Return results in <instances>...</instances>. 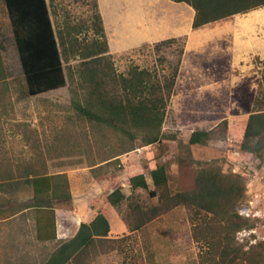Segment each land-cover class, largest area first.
<instances>
[{
	"label": "rangeland",
	"instance_id": "1",
	"mask_svg": "<svg viewBox=\"0 0 264 264\" xmlns=\"http://www.w3.org/2000/svg\"><path fill=\"white\" fill-rule=\"evenodd\" d=\"M47 2L59 39H71L76 48L68 44L67 86L36 97L28 95L9 18L0 10V264L46 263L82 223L91 222V213L108 219L113 237H126L129 202L145 209L159 203L149 192L155 188L151 171L161 165L173 194L195 190L207 167L238 178L244 196L235 210L248 225L234 234L233 244L245 254L224 264H264V155L241 150L249 116L264 109V8L192 31L161 49L154 43L109 50L105 68L119 83L131 71L170 76L180 61L161 140L145 146L141 135L117 132L78 109H91V59L84 58L96 40L95 0ZM223 121L226 128H216ZM212 129L208 143L190 144L193 132ZM41 175L53 176L61 187L59 198L47 200L56 212L57 241L37 238L36 201L27 180ZM137 175L145 176L148 190H132L130 179ZM119 187L126 199L116 208L107 197ZM190 218L188 209L176 208L124 242L125 254L101 255L93 264H125L126 258L134 264H216L219 257L207 260L208 245L194 241Z\"/></svg>",
	"mask_w": 264,
	"mask_h": 264
},
{
	"label": "trees",
	"instance_id": "2",
	"mask_svg": "<svg viewBox=\"0 0 264 264\" xmlns=\"http://www.w3.org/2000/svg\"><path fill=\"white\" fill-rule=\"evenodd\" d=\"M4 1L28 95L36 97L66 87L64 62L68 44L73 49L76 45L71 39H59L47 0ZM172 1L185 3L194 9V30L264 8V0ZM91 20V29L96 40L91 46V52L84 58L91 59V109L78 106L79 111L91 121L106 125L117 132L141 135L145 146L158 143L180 61L170 76L159 78L148 70L131 71L129 77L122 78L119 83L108 68H105L104 63L110 58L109 46L97 0L94 2ZM176 42V39L163 41L157 43L155 48L161 49ZM108 82L114 85L108 87ZM226 126L227 121H223L216 128ZM214 133L215 129L195 131L190 144H206L212 140ZM241 150L258 158L263 157L264 109H258L249 116ZM151 178L155 188L149 194L151 198L158 197L159 203L145 209L133 200L129 202L124 216L129 235L117 239L109 238L110 223L99 213L92 222L82 223L76 236L63 242L44 264H93L101 255L115 251L125 254L123 244L133 234L179 207L188 209L190 213L194 241L208 245L210 252L207 253V260L216 261L219 257L216 264H224L236 263L237 258H243L245 253L233 244L234 234L248 225L239 215V211L235 210V206L241 203L244 196L243 186L238 178L224 176L221 172L207 167L197 176L195 190L175 194L170 191V176L165 166H157L152 170ZM27 183L32 186L36 201L32 207L35 211L38 240L57 241L56 212L47 200L51 196L59 198L61 187L55 184L54 177L50 175L35 176L28 179ZM130 185L133 191L149 188L144 175L132 177ZM125 199L120 187L107 197L109 204L116 208H120ZM126 259L125 264H134Z\"/></svg>",
	"mask_w": 264,
	"mask_h": 264
},
{
	"label": "crops",
	"instance_id": "3",
	"mask_svg": "<svg viewBox=\"0 0 264 264\" xmlns=\"http://www.w3.org/2000/svg\"><path fill=\"white\" fill-rule=\"evenodd\" d=\"M97 1L111 54L125 52L145 44L160 43L170 38L189 36L192 31L206 27L193 29L195 11L185 3H175L172 0ZM0 10H5L8 15L4 0H0ZM196 39L197 37H194L192 43ZM98 214L91 213V222ZM113 233L110 225L109 238L116 239Z\"/></svg>",
	"mask_w": 264,
	"mask_h": 264
}]
</instances>
